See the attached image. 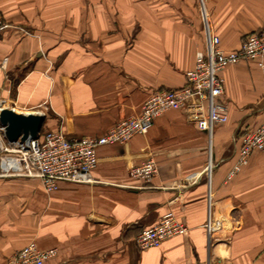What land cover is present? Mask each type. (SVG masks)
Wrapping results in <instances>:
<instances>
[{"label": "crops", "instance_id": "crops-1", "mask_svg": "<svg viewBox=\"0 0 264 264\" xmlns=\"http://www.w3.org/2000/svg\"><path fill=\"white\" fill-rule=\"evenodd\" d=\"M0 22V106L41 112L42 132L72 139L183 86L206 23L226 51L263 30L264 0H0ZM221 76L228 114L211 131L196 99L146 134L100 146L91 182L47 192L39 178L0 174V264L30 241L58 249L44 264H264V149L227 177L240 136L264 121V68L249 59ZM149 157L152 182L133 178ZM169 210L188 231L141 249L139 232Z\"/></svg>", "mask_w": 264, "mask_h": 264}, {"label": "built area", "instance_id": "built-area-1", "mask_svg": "<svg viewBox=\"0 0 264 264\" xmlns=\"http://www.w3.org/2000/svg\"><path fill=\"white\" fill-rule=\"evenodd\" d=\"M5 27L6 24L0 22V31ZM205 29L207 46L204 51L197 52L193 68L186 72V83L177 88L153 90L139 114L119 120L102 135L69 139L61 131L47 130L40 131L37 138L8 142L0 125V157L3 162L0 174L39 178L47 192L56 190L61 181L91 182L92 170L99 161L97 150L100 146L126 143L136 134H146L161 114L169 109H180L196 99L206 102L205 126L211 131L228 114V102L223 99L222 70L229 64L249 59L258 60L264 68V29L248 34L238 48L229 51L220 47V38L208 23ZM257 149H264V121L240 136L237 159L227 177L231 178L246 166ZM206 170L210 173V166ZM129 173L135 179L150 183L158 173V166L154 158L149 157L131 166ZM187 231L185 222L169 210L156 224L143 228L136 241L141 249H146ZM57 252L56 247L41 248L35 241H30L3 264H44Z\"/></svg>", "mask_w": 264, "mask_h": 264}, {"label": "water", "instance_id": "water-1", "mask_svg": "<svg viewBox=\"0 0 264 264\" xmlns=\"http://www.w3.org/2000/svg\"><path fill=\"white\" fill-rule=\"evenodd\" d=\"M13 108H0V125L8 142L37 138L45 120L44 114L18 113Z\"/></svg>", "mask_w": 264, "mask_h": 264}, {"label": "bare ground", "instance_id": "bare-ground-1", "mask_svg": "<svg viewBox=\"0 0 264 264\" xmlns=\"http://www.w3.org/2000/svg\"><path fill=\"white\" fill-rule=\"evenodd\" d=\"M0 108H10V107L1 106ZM12 110H14L15 112H18V113H23V112H19V111L15 110L14 108ZM28 113H37V112H27L24 114H28Z\"/></svg>", "mask_w": 264, "mask_h": 264}]
</instances>
